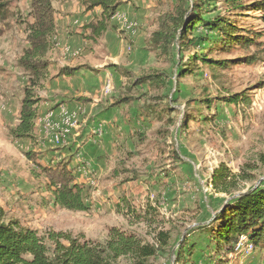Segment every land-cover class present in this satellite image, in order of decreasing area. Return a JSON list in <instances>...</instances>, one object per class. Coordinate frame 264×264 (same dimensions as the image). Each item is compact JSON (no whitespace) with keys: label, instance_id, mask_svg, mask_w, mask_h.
<instances>
[{"label":"rangeland","instance_id":"obj_1","mask_svg":"<svg viewBox=\"0 0 264 264\" xmlns=\"http://www.w3.org/2000/svg\"><path fill=\"white\" fill-rule=\"evenodd\" d=\"M256 1L261 0H242L241 3L248 6ZM128 2V13L124 11L120 21L112 19L109 30L93 47V61L104 67H88L95 77L111 68L113 73L108 76L116 78L115 83L110 84V94L105 91L107 79L102 81L96 98L98 103L93 106V109L96 106L102 109H92L94 113L90 116V121L102 119L98 122L103 128L102 136L106 131L110 133L106 140H101L106 149L101 170H98L86 159L78 160L82 159L79 158L81 148L55 155L53 152L59 149L37 147L39 138L14 139L11 136V130L19 124L24 90L30 77L18 66V60L28 47L27 23L32 22L30 1H13L12 15L0 35V209L5 214L3 222L18 220L40 234L69 232L101 241L106 239L109 229L117 227L135 233L149 244L156 243L158 232L162 230L170 238V248L167 254L159 255L154 264H176L179 246L186 236L199 245L193 264H210L201 256L208 236L200 235L197 229L211 224L221 209L239 194L264 186V61L251 66L239 64L240 61L234 63L253 53L255 48L248 52L234 49L225 54L217 51L212 58L225 60L230 67L212 69L198 63L192 74L180 76L179 71L186 68V64L191 67L189 57L201 47L189 50L184 47L186 41L179 38L165 53L153 39L162 17L175 12L177 0H126V4ZM193 4V0H187V7L192 8ZM212 8L215 9L206 18L216 15L234 18V14H240L238 10L229 11L224 0H216ZM243 14L245 18L238 17L239 25L264 31L262 12L244 11ZM130 24L134 25L132 33L125 28ZM199 34L205 36L206 33ZM143 76H156L161 84L132 85L136 78ZM243 93L251 97L249 106L228 105L223 101ZM124 98L131 101L118 104ZM194 98H210L214 107L210 112L205 109L199 113V103L188 102ZM188 114L197 121L187 120ZM204 118L207 121H202ZM27 153H34V161L42 166L67 163L75 181L84 187L89 211L70 212L57 207L48 181L27 159ZM220 168L236 177L231 194L219 193L212 187L213 177ZM237 190L240 192L236 193ZM122 198L137 213L160 202L164 207L160 211L163 216L152 225L136 223L134 217L125 218L117 213ZM228 258L230 264H264V247L254 249L247 242ZM120 264L130 263L124 260Z\"/></svg>","mask_w":264,"mask_h":264},{"label":"trees","instance_id":"obj_2","mask_svg":"<svg viewBox=\"0 0 264 264\" xmlns=\"http://www.w3.org/2000/svg\"><path fill=\"white\" fill-rule=\"evenodd\" d=\"M13 1L21 0H0V35L4 32V24L12 15ZM29 1L32 22L27 23L28 47L19 58L18 66L30 77L24 90L19 124L10 132L14 139H35L36 121L39 117L40 104L43 102L38 96V91L49 78L52 63L48 59V54L54 46L57 30L54 0ZM77 1L87 12L101 9V15L83 27L89 32L83 38L94 43L109 30V23L125 2V0ZM224 1L229 11L238 10L240 14H234L236 16L234 18L218 15L206 18V15L215 9L212 6L216 4V0H193L192 8L187 7V0H177L175 12L162 17L153 38L162 52L168 53L170 46L179 38L186 41L184 47L189 50L201 47L200 51L196 50L189 57L191 67L188 68L189 63L186 64V68L179 71L180 76L192 74L198 63L212 69L230 67L225 60L212 58L217 51L225 54L234 49L248 52L255 48L253 53L234 63L240 61L239 64L251 66L264 61L262 42L264 31L250 30L238 24V17L245 18L244 11L264 14V0L248 6H244L242 0ZM201 31L206 33L205 36L199 34ZM81 70L83 67H63L58 71L57 77H73ZM146 83L160 85L161 79L156 76H143L136 78L132 85ZM129 101H131L129 98H124L118 104ZM223 101L228 105L249 106L251 97L243 93L229 96ZM188 102L199 103V113L205 109L210 112L214 107V102L210 98H194ZM186 117L191 121L197 119L189 114ZM202 121H207V118ZM26 157L37 166L40 175H44L48 181V189L57 207L70 212L89 211L84 200V187L75 181L67 163H59L54 167L42 166L34 161V153H27ZM33 174L35 175V172ZM235 179L236 177L227 169L220 168L213 177L212 187L219 193L231 194ZM163 208L162 204L157 202L155 206L149 205L144 212L137 213L131 204L122 198L116 209L117 213L125 218L134 217L136 223L152 225L163 216L160 212ZM4 217L5 214L0 209V264H120L124 260L130 264H154L153 261L159 255L167 254L170 248V238L162 230L158 232L155 244L145 243L135 233L117 227L109 229L108 236L101 241L87 238L83 234L74 236L69 232L40 234L37 230L26 228L18 220H9L5 223ZM197 231L200 235L208 236L206 252L201 250V256L210 264H230L231 260L228 257L235 253V248L242 237H247L254 249L264 247V186L235 199L211 224L198 228ZM197 248L198 243H192L186 236L179 246L176 264H193L192 258Z\"/></svg>","mask_w":264,"mask_h":264},{"label":"crops","instance_id":"obj_3","mask_svg":"<svg viewBox=\"0 0 264 264\" xmlns=\"http://www.w3.org/2000/svg\"><path fill=\"white\" fill-rule=\"evenodd\" d=\"M128 5L130 3L126 4L125 0L119 10L128 13ZM53 7L56 12L57 30L54 46L48 54V59L52 63L49 78L38 91L43 105L39 108V117L35 126V137L40 139L37 147L41 149L49 146L51 150L59 149L60 151L53 152L55 155L81 148L83 152L81 151L79 158L82 159L78 160L86 159L93 169L101 170L102 155L106 149V145L104 147L101 140H106L110 133L106 131L101 138L93 136L94 128L102 119L90 121V116L94 110H98V107L102 109V106L93 109L94 103H98L96 98L102 81L106 78L107 83L114 84L116 78L115 75L109 78L108 73H113L111 68L102 71L98 77L88 69V67L98 69L104 65L93 61L92 50L96 44L83 38L87 35L83 27L99 17L101 9L87 12L77 0H56L53 2ZM63 67H83V70L73 77H57L58 71ZM69 119L70 125H65V121ZM63 130L67 131L64 140L55 142L53 136ZM100 145L102 146L98 147ZM81 171L79 169V173Z\"/></svg>","mask_w":264,"mask_h":264},{"label":"built area","instance_id":"obj_4","mask_svg":"<svg viewBox=\"0 0 264 264\" xmlns=\"http://www.w3.org/2000/svg\"><path fill=\"white\" fill-rule=\"evenodd\" d=\"M123 16H124V14L120 10H118L113 19L120 21V19ZM132 27H134L133 24L125 25L126 31H128L130 33H132V31H133V28ZM105 91H106L107 94H110L112 92V87H111V85L109 83H107V85L105 87ZM70 121H71L70 119L69 120H66L65 121V125H67V124L70 125ZM66 134H67V131L66 130H63L61 132H58L55 135L53 134L54 135L53 136L54 141L58 143V142L64 140ZM93 134H94L93 136H95V137H101L102 134H103V128H102V126L99 125L98 127H96L95 130L93 131ZM247 239H248L247 237H242L240 239L239 243L237 244V247L235 248V253L238 252V250L241 249L247 242H248V244L250 243L249 240H247Z\"/></svg>","mask_w":264,"mask_h":264},{"label":"water","instance_id":"obj_5","mask_svg":"<svg viewBox=\"0 0 264 264\" xmlns=\"http://www.w3.org/2000/svg\"><path fill=\"white\" fill-rule=\"evenodd\" d=\"M247 193H249V192H244V193L239 194L236 198H234V200L237 199L238 197L242 196V195L247 194ZM224 209H225V208H222L220 212H222ZM218 215H219V214H218ZM215 217H217V216H215ZM214 219H215V218H214ZM183 240H184V239H183ZM183 240H182V242H183ZM182 242H181V243H182Z\"/></svg>","mask_w":264,"mask_h":264}]
</instances>
